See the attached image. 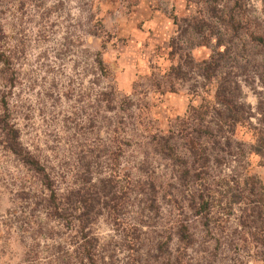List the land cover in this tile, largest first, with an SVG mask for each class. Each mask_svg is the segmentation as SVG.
Returning <instances> with one entry per match:
<instances>
[{
    "label": "rangeland",
    "instance_id": "1",
    "mask_svg": "<svg viewBox=\"0 0 264 264\" xmlns=\"http://www.w3.org/2000/svg\"><path fill=\"white\" fill-rule=\"evenodd\" d=\"M224 2L229 0H219L218 6H224ZM215 3L0 0V46L10 56L13 69L12 74H5L0 63V98L4 92L22 144L54 174L60 191L86 187V180L94 182L100 176H116L119 185L125 184L127 175L132 181L134 192L122 216L140 227L142 243L129 246L123 238L126 231L114 226L107 209L91 226L100 245L114 248L116 264L132 257L143 262L145 248L151 247L159 235L170 234L176 210L168 195L159 193V217L145 211L152 218L149 219L143 213L137 188L150 178L157 185L171 182L174 175L172 161L159 153L151 136L167 134L170 122L185 117L190 105L197 106L202 98L212 100L215 79L206 83L204 91L199 89V94L192 95L189 87L194 80L178 83L175 91H165V74L178 61L176 56H170L168 46L169 39L180 34L178 25L187 28L179 39L197 41L208 33L207 29L194 32L182 19L194 18L204 27L215 23V14L209 11ZM246 5L264 19L261 0H247ZM188 51L198 62L208 56L210 48L196 46ZM96 53L106 74L96 68ZM110 90L109 102L98 94ZM256 92L264 94L257 81L251 87L242 83L243 100L252 110L257 103ZM235 139L244 143L246 152L249 150L252 137L248 128L238 127ZM247 160L250 171L264 185V167L258 165V157L247 154ZM36 182L0 145V264H27L25 254L34 243L30 227L36 229L38 219L29 215L16 193L21 188L34 187ZM166 189L167 184L163 190ZM24 215L27 223L22 220ZM144 216L142 225L139 221ZM51 224L57 226L56 222ZM59 232L57 239L62 243L69 240L70 235L63 234L67 230L60 228ZM42 239L36 240L40 241L36 245L38 264L55 259L53 249L45 248L51 241ZM177 246L175 239L169 244L171 250ZM207 246L212 247V242L204 247ZM225 255L227 260L229 254ZM245 261L263 264L253 256Z\"/></svg>",
    "mask_w": 264,
    "mask_h": 264
},
{
    "label": "trees",
    "instance_id": "2",
    "mask_svg": "<svg viewBox=\"0 0 264 264\" xmlns=\"http://www.w3.org/2000/svg\"><path fill=\"white\" fill-rule=\"evenodd\" d=\"M211 1L216 2L208 7L215 14V23H205L204 27L194 18L182 19L194 32L207 29L202 39H179L187 32L179 25L180 34L169 39V54L178 61L165 74V91H175L178 83L194 80L189 91L197 95L215 79L212 100L202 98L197 106L190 105L185 117L170 122L167 134L151 136L159 153L172 161L174 175L171 182L157 185L150 178L137 188L143 213L149 211L153 217H159V193L168 195L176 210L170 234L159 235L153 245L151 242L152 248H145L143 262L132 257L122 264H247L245 258L251 256L264 264V185L250 171L247 160V154H253L264 167V94L256 92L254 110L242 95V83L251 87L257 81L264 89V19L249 11L247 0H229L221 7L219 0ZM261 2L264 5V0ZM173 19L176 23V16ZM196 46L210 48L208 56L198 62L188 51ZM93 61L99 72L106 74L99 53ZM0 63L5 74H12L10 56L1 46ZM157 86L159 89V83ZM98 94L111 101L112 90ZM238 127H246L251 133L247 152L244 143L235 139ZM0 145L37 181L34 187L16 193L29 215L38 219L36 229L30 227L34 243L25 254L27 264H38L36 245L40 241L36 240L40 238L51 241L45 248L51 247L57 260L49 259L45 264H116L114 248L100 245L92 233L91 226L105 209L114 226L126 231L123 238L129 246L142 243L140 227L122 216L134 192L130 177L127 175L125 184L119 185L116 176H100L94 182L86 180V187L60 191L54 174L22 144L4 92L0 98ZM26 218L22 216L27 223ZM142 218L139 222L143 225L145 216ZM58 227L70 235L65 243L59 240ZM173 239L178 246L171 250ZM210 242L212 247H204Z\"/></svg>",
    "mask_w": 264,
    "mask_h": 264
}]
</instances>
